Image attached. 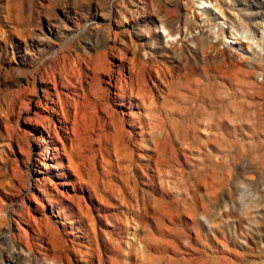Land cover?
<instances>
[{
  "label": "rangeland",
  "instance_id": "374dc122",
  "mask_svg": "<svg viewBox=\"0 0 264 264\" xmlns=\"http://www.w3.org/2000/svg\"><path fill=\"white\" fill-rule=\"evenodd\" d=\"M131 81L144 104L115 95ZM54 86L82 191L39 142ZM56 190L85 216L64 218ZM118 261L264 264V0H0V264Z\"/></svg>",
  "mask_w": 264,
  "mask_h": 264
},
{
  "label": "bare ground",
  "instance_id": "6f19581e",
  "mask_svg": "<svg viewBox=\"0 0 264 264\" xmlns=\"http://www.w3.org/2000/svg\"><path fill=\"white\" fill-rule=\"evenodd\" d=\"M209 1V0H208ZM229 1V0H228ZM226 3H228V2H226ZM225 4V3H224ZM201 8V7H200ZM229 12H231V11H229ZM233 14H231V17H229V21H230V23H231V25L233 26V27H235V29L236 28H240L241 27V25H242V20H241V17L239 16V15H236V16H232ZM241 24V25H240ZM244 26V25H243ZM164 29V28H163ZM242 29V28H241ZM237 30V29H236ZM172 31V30H171ZM244 32V31H243ZM246 32V31H245ZM167 37H172V35L170 34V32H168L167 33V35H166ZM169 38V39H170ZM51 71V70H50ZM54 71H55V69H54ZM60 71H62V70H60ZM48 72V71H47ZM169 73V72H168ZM47 74V73H46ZM62 74V73H61ZM52 75H54V73L52 74ZM60 75V74H59ZM138 75V74H137ZM44 76V75H43ZM47 77H48V74L46 75ZM50 77V76H49ZM55 78V77H54ZM54 78H52V79H54ZM65 79H66V76L64 77ZM110 79V78H109ZM48 80H49V78H48ZM56 80V79H55ZM132 80H133V78H132ZM178 80V79H177ZM180 80V79H179ZM46 81V80H45ZM66 81V80H65ZM68 81V80H67ZM139 81V80H138ZM174 81V80H173ZM52 82V81H51ZM56 82V81H55ZM118 82H119V80H118ZM133 82L134 81H131V83H129V84H125V85H120L119 87H117L116 88V90H117V93L115 94V95H117V97L119 98V99H122V100H124V98H126V99H128V101L130 100V98H131V95H133L136 99H138L139 100V102L141 103V104H144L145 102V97L148 95V93L150 92V91H147L146 92V94L147 95H145V87L144 86H142L139 82L136 84L137 86H135L134 87V84H133ZM49 83V82H48ZM69 84V83H68ZM72 84V83H71ZM120 84H122V83H120ZM146 84V83H145ZM53 85V84H52ZM55 85V84H54ZM146 86V85H145ZM116 87V86H115ZM144 87V88H143ZM71 89V88H70ZM149 90V89H148ZM127 91H129V93L131 94H128L129 96H127ZM62 92V91H61ZM65 94V93H64ZM51 95L54 97L55 96V99L54 98H52L51 97V99H50V103H51V107H50V111H51V115H53L54 117H55V119H54V123H51L50 122V120H46L45 122H42L41 124H39V126L42 128V130H43V132L42 131H39L40 132V135L41 136H39V138H41V140L39 141L41 144L43 143V144H45V147H44V154L46 155V158L48 159V160H50V161H52V162H54V165H50V169H52V170H66L67 171V173L69 172V176H75L76 178H77V182H75L73 185H74V187L76 186H78L77 188L79 189V190H83V188H82V184H85L84 182V180H82V178L83 177H81L82 175H80L79 174V170L81 169H79V166H78V164H76V163H73V160H72V153L73 152H70V151H68V149L66 148V146L64 145V143H63V141L61 140V138H60V136H59V134H58V131H57V128L58 129H60L61 131H62V133L65 135V138L69 141V149L70 150H72L73 149V145H74V143H75V138L73 139V138H71V136H73V137H76L75 136V134H74V129L72 128V126H73V122H71L70 121V114L68 113V111L65 109L66 107H65V103L63 102V98H61V94L55 89V86H54V94H52L51 93ZM77 95V94H76ZM132 96V97H133ZM150 97V96H149ZM46 98V97H45ZM151 99V98H150ZM47 100V99H46ZM68 100V99H67ZM147 100H148V98H147ZM74 101V100H73ZM149 101V100H148ZM150 102V101H149ZM69 103V102H68ZM75 103V102H74ZM148 103V102H147ZM151 103V102H150ZM131 104H132V102H131ZM152 104V103H151ZM67 105V104H66ZM70 105V104H69ZM133 105H140V104H133ZM148 105V104H147ZM71 106V105H70ZM75 106V105H74ZM144 107V106H143ZM43 108V107H42ZM45 108V107H44ZM43 108V109H44ZM47 108H48V106H47ZM73 108V107H72ZM145 108V107H144ZM147 108H148V106H147ZM146 108V109H147ZM150 108V107H149ZM76 109V108H75ZM145 109V110H146ZM151 109V108H150ZM149 109V110H150ZM149 110H146V111H148L149 112ZM46 111H47V109H46ZM75 111V110H74ZM145 111V112H146ZM48 112V111H47ZM76 112V111H75ZM151 112V111H150ZM74 114V113H73ZM149 114H151V113H149ZM37 116V115H36ZM146 116V115H145ZM151 118H152V116H150ZM76 118V117H75ZM40 119H41V116H40ZM43 119V118H42ZM46 119V118H45ZM130 119L134 122V121H136L138 124H141V121H142V116H136V115H134V114H130ZM35 120H36V118H35ZM74 120V119H73ZM106 120V119H105ZM148 120H150V121H148V122H150L151 123V119L149 118ZM154 120V119H153ZM39 121V120H38ZM41 121V120H40ZM36 122V121H35ZM34 122V123H35ZM75 122V121H74ZM40 123V122H39ZM67 124H70V127L68 128L67 127ZM38 125V124H37ZM55 125H57V128H56V126ZM75 125V124H74ZM148 125H149V123H148ZM160 125V124H159ZM76 126V125H75ZM154 127V125H153V123H152V125L150 126V127ZM158 126V125H157ZM74 127V126H73ZM155 129V128H154ZM153 129V130H154ZM76 131V130H75ZM152 131V130H151ZM146 132H147V130H146ZM46 134V136H47V141L46 142H44V140H43V134ZM143 133H145L144 131H143ZM148 133V132H147ZM149 133H150V130H149ZM77 135V134H76ZM134 135V134H133ZM148 135H150V134H148ZM155 135V134H154ZM79 136V135H78ZM64 137V136H63ZM80 137V136H79ZM79 137H78V139H79ZM150 138V137H149ZM78 139H76V141L78 140ZM81 139V138H80ZM144 139V138H143ZM39 140V139H38ZM145 140V139H144ZM119 142H120V140H118ZM80 143V142H79ZM79 143H77L78 144V147L79 148H81L80 147V144ZM138 143V142H137ZM139 144V143H138ZM155 144V143H154ZM118 145H121L122 146V144H118ZM151 145V144H150ZM157 145V144H156ZM163 145H164V142H163ZM137 146V145H136ZM149 146V145H148ZM77 147V146H76ZM77 147V148H78ZM150 147V146H149ZM154 147V146H153ZM77 148H76V150H77ZM78 148V149H79ZM158 148H159V146H158ZM129 149V148H128ZM140 149V148H139ZM157 149V148H156ZM160 149V148H159ZM62 151V154H61V156H64L65 158H66V160H67V164L66 165H64L63 163H62V161L60 160V153H59V151ZM158 150V149H157ZM80 151H81V149H80ZM143 151V150H142ZM141 151V152H142ZM149 151H151V150H149ZM153 151V150H152ZM133 152V151H132ZM132 152L130 153V154H132ZM147 152V151H146ZM158 152V151H157ZM78 153V152H77ZM77 153H76V155H77ZM134 153V152H133ZM155 153V152H154ZM160 153V152H159ZM155 154H158V153H155ZM80 155V154H79ZM139 155V154H138ZM137 155V156H138ZM148 155H151V154H148ZM160 155V154H159ZM74 156V155H73ZM132 156V155H131ZM146 156V155H145ZM154 156V155H153ZM152 156V157H153ZM78 157H80V156H78ZM150 157V156H149ZM132 158V157H131ZM147 158V157H146ZM44 159V158H43ZM151 159H153V158H151ZM137 160V159H136ZM148 160V159H147ZM156 160V159H155ZM157 160H159V159H157ZM161 160V159H160ZM159 160V161H160ZM79 161V160H78ZM119 161H120V159H119ZM153 161V160H152ZM121 162H123L122 160H121ZM120 163V162H119ZM160 163V162H159ZM76 164V165H75ZM158 164V163H157ZM43 165V164H42ZM82 165V164H81ZM125 165V164H124ZM145 165V164H144ZM142 166V165H141ZM158 166V165H157ZM121 167V166H120ZM139 167V166H138ZM146 167H148L147 165H146ZM151 167V166H150ZM134 168V167H133ZM140 168V167H139ZM142 168V167H141ZM140 168V169H141ZM45 169H47V168H45ZM121 169H122V167H121ZM123 169H124V167H123ZM129 169V168H128ZM83 170V169H82ZM155 170H156V168H155ZM120 171V170H119ZM124 171V170H123ZM145 171H147V170H144V172ZM158 171V170H157ZM156 171V172H157ZM125 172V171H124ZM148 172V171H147ZM67 173H65V174H62V175H68ZM70 173H71V175H70ZM81 173V172H80ZM121 173H123V172H121ZM146 173V172H145ZM158 174V173H157ZM87 175V174H86ZM122 175V174H121ZM143 175H145V174H143ZM147 175V174H146ZM145 175V176H146ZM120 176V175H119ZM123 176V175H122ZM135 176V175H134ZM125 177V176H124ZM147 177V176H146ZM148 177H149V174H148ZM92 179L93 177H89V179ZM94 178H97L96 176L94 177ZM100 178V177H99ZM126 178V177H125ZM124 178V179H125ZM98 179V178H97ZM129 179V178H128ZM131 179H134L135 180V178H131ZM148 179H150V178H148ZM102 180V179H101ZM101 180H100V182H101ZM107 180V179H106ZM113 180V179H112ZM84 181V182H83ZM89 181V180H88ZM91 181V180H90ZM97 180H94L93 179V182H91L92 184H90V185H93V184H95L96 185V182ZM104 181V180H103ZM102 181V182H103ZM108 181H109V179H108ZM125 181H126V179H125ZM87 182V181H86ZM104 182H106V181H104ZM110 182V181H109ZM108 182V184L110 185V183ZM124 182V181H123ZM135 182V181H134ZM113 183H115V182H113ZM150 183H152V182H150ZM107 184V183H106ZM106 184H104L105 186H106ZM107 184V185H108ZM124 184V183H123ZM126 184V183H125ZM145 184V183H144ZM62 187H66V186H68L69 185V183H66V182H63L62 184H60ZM87 185H89V183L87 182ZM102 185V184H101ZM103 185V187H105ZM94 186V185H93ZM114 186V185H113ZM112 186V189L114 188ZM121 186V185H120ZM123 186H125V185H123ZM51 187H53V186H51ZM56 187V186H55ZM72 187V186H71ZM91 188H92V186H90ZM108 187V186H107ZM126 187V186H125ZM73 188V187H72ZM94 188H95V186H94ZM96 188L98 189L99 187H97V185H96ZM109 188V187H108ZM110 188H111V186H110ZM117 188H118V186H117ZM127 188H129V187H127ZM55 190V189H54ZM94 190V189H93ZM99 190V189H98ZM98 190H94L93 191V199H95V201H96V205H95V208H96V211H99L100 209H102V207H101V204H104V203H102L103 201H105V200H103L99 195H98V193H97V191ZM102 190H104V189H102ZM105 190L107 191V189H106V187H105ZM104 190V191H105ZM111 190V189H110ZM122 190V189H121ZM131 190V189H130ZM136 190V189H135ZM45 192V195H46V190H44ZM113 191V190H112ZM122 191H124V190H122ZM56 192H57V190H56ZM74 192V191H73ZM121 192V191H120ZM133 192V191H132ZM137 192V191H136ZM63 193V192H62ZM83 193V192H82ZM101 193V192H100ZM109 193H110V191H109ZM113 193V192H112ZM111 193V194H112ZM115 193V192H114ZM123 193V192H122ZM121 193V194H122ZM131 193V192H130ZM134 193H135V191H134ZM145 193V192H144ZM149 193V192H148ZM147 193V194H148ZM118 194V193H117ZM141 194H142V192H141ZM56 195V197H61V199H57V201L55 200V201H51V200H49V202H52V203H54L55 205L58 203L59 204V206H60V208H61V214H62V216L64 217V218H66V217H68V216H70V215H73L74 217H75V214H74V212H73V210H72V207H70V205H72L73 207L75 206V208H76V213L79 215V216H83L84 215V213L85 212H83L84 210H82V207H81V198L80 197H77L76 195H71V196H69V195H66V194H61V192L60 193H58L57 192V194H55ZM101 195V194H100ZM116 195V194H115ZM130 195V194H129ZM102 196V195H101ZM114 196V195H113ZM112 196V197H113ZM117 196V195H116ZM119 196V195H118ZM121 197V196H120ZM123 197V196H122ZM133 197V196H132ZM139 197V196H138ZM88 198L90 199V200H92V196L89 194L88 195ZM104 198H106L105 196H104ZM111 198V197H110ZM130 198V197H129ZM134 198V197H133ZM133 198H132V200H133ZM136 198H137V196H136ZM143 198V197H142ZM107 199H108V197H107ZM117 200L119 199V198H116ZM139 199V198H138ZM151 199H152V197H151ZM109 200V199H108ZM108 200H106V202H108ZM140 200V199H139ZM147 200V199H146ZM145 200V201H146ZM85 201V200H84ZM87 201V200H86ZM86 201L84 202V203H86ZM128 201V200H127ZM138 201V200H137ZM141 201V200H140ZM129 202V201H128ZM143 202V201H142ZM142 202H140V203H142ZM112 203V202H111ZM135 203V202H134ZM133 203V204H134ZM139 203V204H140ZM148 203H149V197H148ZM152 203H153V201H152ZM118 204H120V203H118ZM118 204H116V205H118ZM136 204H137V202H136ZM135 204V205H136ZM151 204V203H150ZM86 205V204H85ZM105 205H106V203H105ZM108 205V204H107ZM110 205V204H109ZM112 205H113V203H112ZM123 205H125V204H123ZM132 205V204H131ZM141 205V204H140ZM139 205V206H140ZM148 205V204H147ZM87 206V205H86ZM111 206V205H110ZM130 206V205H129ZM152 206V205H151ZM84 207V206H83ZM88 207H90V206H88ZM135 207V206H134ZM138 207V206H137ZM142 207V206H141ZM110 208V207H109ZM118 208V207H117ZM120 208V207H119ZM136 208V207H135ZM140 208V207H139ZM122 209V208H121ZM134 209V208H133ZM137 209V208H136ZM146 209V208H145ZM92 210V209H91ZM117 210V209H116ZM124 210V209H123ZM149 210V209H148ZM86 211H88V210H86ZM120 211V210H119ZM118 211V212H119ZM128 211H129V209H128ZM141 211V210H140ZM147 211V210H146ZM115 212V211H114ZM144 212H145V210H144ZM65 213H67V214H65ZM87 213H89V211L87 212ZM138 213H140V212H138ZM148 212H146V214H147ZM29 214V213H28ZM98 214V213H97ZM108 214V213H107ZM115 214H117V212H115ZM124 214V213H123ZM136 214V213H135ZM142 214V213H141ZM140 214V215H141ZM90 215V214H89ZM89 215H87L86 214V216H89ZM94 215V214H93ZM99 215H100V213H99ZM104 215V214H103ZM103 215H102V217H103ZM109 215H112V214H109ZM108 215V216H109ZM118 215V214H117ZM121 215V214H120ZM125 215V214H124ZM85 216V215H84ZM95 216V215H94ZM107 216V217H108ZM113 216V215H112ZM115 216V215H114ZM114 216H113V219H114ZM119 216V215H118ZM31 217V216H30ZM116 217V216H115ZM123 217V216H122ZM140 217V216H139ZM86 218V217H85ZM88 218V217H87ZM90 218H92V217H90ZM96 218V217H95ZM112 218V217H111ZM124 218V217H123ZM137 218V217H136ZM104 219V218H103ZM116 219V218H115ZM47 220V219H46ZM88 220V219H87ZM91 220V219H90ZM93 220V219H92ZM106 220V219H105ZM122 220V219H121ZM125 220H126V218H125ZM124 220V221H125ZM137 220V219H136ZM35 221V219L33 220V222ZM107 221V220H106ZM118 221V220H117ZM127 221V220H126ZM125 221V222H126ZM90 222V221H89ZM94 222V221H93ZM112 222V221H111ZM139 222H140V220H139ZM91 223V222H90ZM90 223H88L89 225H91ZM120 223V222H119ZM118 223V224H119ZM121 223H122V221H121ZM135 223V222H134ZM141 223V222H140ZM109 224V223H108ZM110 224H112V223H110ZM125 225L127 224V223H124ZM38 225V224H37ZM95 225V224H94ZM142 225V224H141ZM148 225V224H147ZM93 226V225H92ZM97 226V225H96ZM115 228H116V226H114ZM150 227V226H149ZM149 227L147 226V228L149 229ZM101 228V227H100ZM143 228V227H142ZM146 228V227H145ZM95 229V228H94ZM102 229V228H101ZM92 230V229H91ZM116 230V229H115ZM145 230V229H144ZM124 231V230H123ZM147 231H149V230H147ZM101 232V231H100ZM103 232H104V234H105V232L106 231H104L103 230ZM108 232H110V231H108ZM150 232V231H149ZM116 233V232H115ZM147 233V232H146ZM110 234V233H109ZM113 234V233H112ZM102 235V234H101ZM122 235V234H121ZM120 235V236H121ZM152 235H153V233H152ZM112 236V235H111ZM110 236V238H112ZM151 236V235H150ZM95 237V236H94ZM96 238V237H95ZM105 238V237H104ZM114 238H115V236H114ZM118 238V237H117ZM146 238H148V237H146ZM154 238V237H153ZM152 238V239H153ZM121 239V238H120ZM92 240V239H91ZM99 240V239H98ZM113 240V239H112ZM115 241H116V239H115ZM114 241V242H115ZM119 241V240H118ZM64 242V241H63ZM68 242V241H67ZM107 242V241H106ZM109 242V241H108ZM111 242V241H110ZM109 242V243H110ZM121 242V241H120ZM66 243V242H65ZM112 243V242H111ZM110 243V244H111ZM118 243V242H117ZM149 243V242H148ZM99 244V243H98ZM119 244V243H118ZM122 244V243H121ZM150 244H152V242L150 243ZM167 244H168V242H167ZM114 244H112V246H113ZM165 245H166V243H165ZM52 246V245H51ZM84 246V245H83ZM97 246V245H96ZM116 246V245H115ZM118 247L120 246V245H117ZM147 246V245H146ZM150 246H152V245H150ZM150 246H148V247H150ZM98 247V246H97ZM80 248V247H79ZM79 248L77 249L78 250V252H79V254H80V252H81V250L79 251ZM85 248V247H84ZM116 248V247H115ZM115 248H113V249H115ZM180 248V247H179ZM73 249V248H72ZM83 249V248H82ZM95 248H93V250H94ZM97 249V248H96ZM121 249V248H120ZM119 249V250H120ZM147 249V248H146ZM76 250V249H75ZM74 250V252H76ZM111 250H112V248H111ZM117 250V249H116ZM176 251H177V249H175ZM95 251V250H94ZM97 251H99V250H97ZM96 251V252H97ZM115 251V250H114ZM147 251H149L150 252V249L149 250H147ZM78 252H77V254H78ZM87 253H88V251H86ZM100 252V251H99ZM102 252V251H101ZM119 252H121V251H119ZM178 252V251H177ZM82 253V252H81ZM90 253V252H89ZM106 253V252H105ZM92 254V253H91ZM90 254V255H91ZM100 254V253H99ZM99 254H98V256H99ZM114 254H116V257H117V253L115 252ZM120 255H122V252L121 253H119ZM108 255V254H107ZM103 256V255H102ZM108 256H110V255H108ZM147 257H148V253H147ZM153 257V256H152ZM103 258V257H102ZM119 258V257H118ZM117 258V259H118ZM157 258V257H156ZM162 258V257H161ZM107 259V258H106ZM112 259H113V256H112ZM111 259V260H112ZM120 259V258H119ZM118 259V260H119ZM102 260H104V259H102ZM149 260V259H148ZM152 260V259H151ZM159 259H157V261H158ZM162 260V259H161ZM99 261H100V263H102L101 262V260L99 259ZM109 261V260H108ZM113 261H114V259H113ZM151 262V261H150ZM118 263H119V261H118ZM153 263H155V262H153ZM114 264H116V262L114 263ZM120 264V263H119Z\"/></svg>",
  "mask_w": 264,
  "mask_h": 264
}]
</instances>
